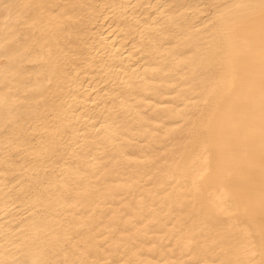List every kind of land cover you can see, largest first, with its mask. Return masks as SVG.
Instances as JSON below:
<instances>
[{
  "label": "bare ground",
  "instance_id": "obj_1",
  "mask_svg": "<svg viewBox=\"0 0 264 264\" xmlns=\"http://www.w3.org/2000/svg\"><path fill=\"white\" fill-rule=\"evenodd\" d=\"M5 2L45 7L0 15V260L247 258L229 251L248 226L233 169L185 130L228 81L227 58L206 51L211 6L254 0Z\"/></svg>",
  "mask_w": 264,
  "mask_h": 264
},
{
  "label": "snow or ice",
  "instance_id": "obj_2",
  "mask_svg": "<svg viewBox=\"0 0 264 264\" xmlns=\"http://www.w3.org/2000/svg\"><path fill=\"white\" fill-rule=\"evenodd\" d=\"M43 7L5 2L0 3V15L6 22L15 19L20 23ZM211 7L217 12L215 19L206 27L213 28L214 46L206 51L218 61L227 58L230 69L228 81L224 85L221 76L215 105L195 116L185 131L187 136L202 140L203 149L208 153L206 163L211 165L215 157L217 167L233 169L228 178L234 176L236 181L234 206L236 212L248 221L243 236L233 234L229 240V251L243 252L247 258L222 259L218 264H264V0ZM193 47L195 52H192ZM188 50L192 55L186 63L192 65L191 70L195 73L204 67V55L198 44ZM225 103L227 111L221 112L220 106ZM66 240L71 241L72 237L67 236ZM44 244L46 242L41 241V245ZM257 255L260 257L258 260ZM0 264H17V261L0 260ZM31 264L88 262L67 258L35 259ZM125 264L143 262L129 260ZM213 264L217 262L213 261Z\"/></svg>",
  "mask_w": 264,
  "mask_h": 264
}]
</instances>
